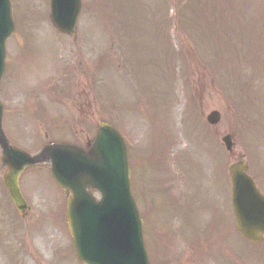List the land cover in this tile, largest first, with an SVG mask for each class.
I'll use <instances>...</instances> for the list:
<instances>
[{
    "label": "rangeland",
    "instance_id": "374dc122",
    "mask_svg": "<svg viewBox=\"0 0 264 264\" xmlns=\"http://www.w3.org/2000/svg\"><path fill=\"white\" fill-rule=\"evenodd\" d=\"M81 1L73 41L51 25L49 0H11L16 30L7 56L16 60L0 93L14 110L4 125L12 145L35 153L51 141L85 143L99 121L113 122L130 146L132 189L141 198L150 264H264V242L249 244L234 229L228 175L240 152L264 192V0ZM122 28L128 32L121 39ZM78 110L90 117L78 118ZM213 110L221 120L208 126L205 117ZM225 134L233 137V153L221 143ZM169 145L179 162L174 180L157 160ZM136 158L143 160V183L134 177ZM3 173L0 162V264H79L63 218L65 194L50 189L47 172L22 176L26 195L40 199L46 212L35 223V213L22 220L14 211ZM155 173L163 183L152 194L160 179ZM187 180L195 192L183 190ZM185 206L196 207L187 211L190 222L181 215ZM165 209L174 210L171 220L174 226L180 221L182 237L178 231L169 240ZM18 248L23 254L14 257Z\"/></svg>",
    "mask_w": 264,
    "mask_h": 264
},
{
    "label": "water",
    "instance_id": "95a60500",
    "mask_svg": "<svg viewBox=\"0 0 264 264\" xmlns=\"http://www.w3.org/2000/svg\"><path fill=\"white\" fill-rule=\"evenodd\" d=\"M80 0H50V18L63 33L75 34ZM9 0H0V81L5 70V44L14 31ZM0 104V149L7 166L3 183L15 206L23 212L24 201L18 189L20 174L39 163H50V173L67 192L65 217L73 237L76 254L86 264H148L142 243L141 220L132 198L127 152L110 126L100 124L92 146L83 150L68 144H51L35 156L12 148L2 131ZM220 119L208 116L211 124ZM231 150L229 136L223 138ZM229 167L232 209L236 230L249 242L264 238V198L246 174L247 164L238 156ZM98 191L96 201L92 191Z\"/></svg>",
    "mask_w": 264,
    "mask_h": 264
},
{
    "label": "flooded vegetation",
    "instance_id": "af4514ba",
    "mask_svg": "<svg viewBox=\"0 0 264 264\" xmlns=\"http://www.w3.org/2000/svg\"><path fill=\"white\" fill-rule=\"evenodd\" d=\"M33 213L36 214L37 221L38 222L41 221V216H42V213H43V209H42L40 204H38L36 208L30 207L29 212L27 213V215L22 220H25L26 218H28L29 214H33ZM36 218H34V220Z\"/></svg>",
    "mask_w": 264,
    "mask_h": 264
}]
</instances>
